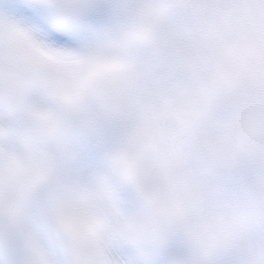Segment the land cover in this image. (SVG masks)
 I'll return each mask as SVG.
<instances>
[{"label":"snow or ice","instance_id":"6c2138e0","mask_svg":"<svg viewBox=\"0 0 264 264\" xmlns=\"http://www.w3.org/2000/svg\"><path fill=\"white\" fill-rule=\"evenodd\" d=\"M0 264H264V0H0Z\"/></svg>","mask_w":264,"mask_h":264}]
</instances>
